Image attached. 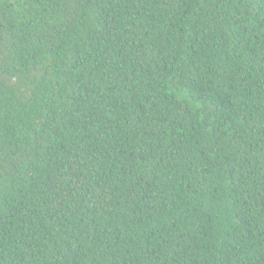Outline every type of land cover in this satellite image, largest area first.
I'll use <instances>...</instances> for the list:
<instances>
[{
	"label": "trees",
	"instance_id": "obj_1",
	"mask_svg": "<svg viewBox=\"0 0 264 264\" xmlns=\"http://www.w3.org/2000/svg\"><path fill=\"white\" fill-rule=\"evenodd\" d=\"M0 264H264V0H0Z\"/></svg>",
	"mask_w": 264,
	"mask_h": 264
}]
</instances>
